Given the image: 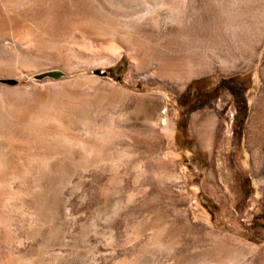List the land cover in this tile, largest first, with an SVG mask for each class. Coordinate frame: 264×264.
Masks as SVG:
<instances>
[{"label": "rangeland", "instance_id": "374dc122", "mask_svg": "<svg viewBox=\"0 0 264 264\" xmlns=\"http://www.w3.org/2000/svg\"><path fill=\"white\" fill-rule=\"evenodd\" d=\"M111 1L41 0L32 48L0 28V49L30 63L0 74V264H264V134L250 128L264 35L251 55L230 25L235 0ZM72 31L92 63L68 54ZM194 46L203 73H155L163 53ZM231 76L245 85L238 118L213 90Z\"/></svg>", "mask_w": 264, "mask_h": 264}, {"label": "bare ground", "instance_id": "6f19581e", "mask_svg": "<svg viewBox=\"0 0 264 264\" xmlns=\"http://www.w3.org/2000/svg\"><path fill=\"white\" fill-rule=\"evenodd\" d=\"M40 1L41 0H0V11H2L4 13V16H5V17H2V16L0 17V28L1 27L9 28L12 31L15 30V32H17V31L19 32L20 30H23V33L25 34V36H22L21 39L26 40L27 45L30 48H32V46H34L37 39H36V37L33 38L32 36H30L29 29L32 26V23H31L32 17L34 18L37 15L39 16L41 13L44 12L43 7L41 6V3H39ZM98 1L101 2L102 6L108 5V7H109V4L107 3L108 0H98ZM111 2L113 3V0ZM157 4L158 3L155 4L156 7L159 5V4L158 5ZM151 5L152 4H150V6ZM231 7H232V9H231V14H230L231 15L230 25L232 28H234L235 30L240 32V34H242V36L245 37V39H244V37L242 38V40L244 39L243 40V46L251 54L254 52L256 46L261 41V38L264 35V2H261V1L256 2V0H235V3H233ZM150 8L148 9L149 11L151 10ZM114 11L111 13H115ZM48 12H49V10L45 11V13H48ZM150 12H152V11H150ZM155 12L153 11L154 14H155ZM149 13L145 12V14H139L138 19L139 20L144 19L147 16V14L149 15ZM153 13H152V15H153ZM162 20H163V17L157 16V17H155V21H154L155 23L154 24L157 26L161 25ZM164 20L166 22L174 23V22H181L182 19L180 18V16L177 17L176 15H174L173 13L170 12V13L164 15ZM109 30H111V29H109ZM251 32H253V35L251 34ZM68 33H69V35L67 36L68 40L66 38L65 39L69 42V44L71 46L70 50L72 52V53H70V51H69L68 54L76 55L80 60H84L87 63H92L93 55L86 53V51L83 49L86 47V44H87L86 40L81 38L75 31L68 32ZM107 33L110 34L111 36H113L112 31H108ZM40 37L44 38L43 35H40ZM59 41L61 42V40H59V38H58L57 42H59ZM157 45L160 48V43ZM195 47L197 48V46H194V48H192V49H186V50L185 49H178L175 52L163 53V55H161V57H159L156 61L155 73L158 76L163 77L164 79L177 80V81H183L184 80L183 78L186 77L185 75H193V74L196 75V73H201V72L203 73V70L206 69V65L199 63V62H195V57L198 54V53L196 54L197 49ZM139 48H140V50H142V49L144 50V53L142 54L141 60L146 59L147 55H148L147 54L148 51H145L146 49L143 47L142 43L140 45L138 43H136L135 45L133 44V46H131V48H130V51H137V49H139ZM251 55H253V54H251ZM17 57L18 56H16V59H15L14 56L8 51L7 48L0 49V74L9 73L10 71H12L13 68H17V67H21V66L24 67V65L26 67L30 66V63H29V65L28 64L26 65V64H24L25 62L24 63L19 62V59L17 60ZM236 61L237 60L233 61V63L231 64V68L234 67V64ZM222 63L224 66L227 65L226 61H224ZM2 90H3V88H2ZM58 96H60V95H58ZM66 97L68 98V96H66ZM261 97L262 98L260 100L259 106L257 107V109L254 113V116H252L253 118H252L251 123H250V128L252 130V134H254V135L260 134V132L262 130H263L262 134H264V93ZM261 113H263V115ZM201 117H202V115H196L194 117L193 125H194L195 129L201 123ZM205 137H208V136H205ZM206 140H208V138ZM199 141H200L201 145H207L208 144V141H204L201 137L199 138Z\"/></svg>", "mask_w": 264, "mask_h": 264}, {"label": "flooded vegetation", "instance_id": "af4514ba", "mask_svg": "<svg viewBox=\"0 0 264 264\" xmlns=\"http://www.w3.org/2000/svg\"><path fill=\"white\" fill-rule=\"evenodd\" d=\"M217 89H223L231 96L232 104L235 109V115L238 118V115L242 114V112L246 108L245 85L243 81H241L239 78H236L234 76L227 77V78H221L218 81V83L215 84L213 87V90H217ZM207 95L208 93H202V92L196 91V93L192 95L193 97L192 104H201L205 102V98ZM190 97L191 95L188 96V98ZM245 181H247L248 184H250L248 177L245 179Z\"/></svg>", "mask_w": 264, "mask_h": 264}, {"label": "water", "instance_id": "95a60500", "mask_svg": "<svg viewBox=\"0 0 264 264\" xmlns=\"http://www.w3.org/2000/svg\"><path fill=\"white\" fill-rule=\"evenodd\" d=\"M94 73L99 74V75H105L106 71H102L99 69H95ZM62 73L59 70H51V71H46V72H42V73H38L34 75V78L36 79H40L43 78L45 76H51V77H58L60 76ZM8 82H13V80H8Z\"/></svg>", "mask_w": 264, "mask_h": 264}, {"label": "trees", "instance_id": "16d2710c", "mask_svg": "<svg viewBox=\"0 0 264 264\" xmlns=\"http://www.w3.org/2000/svg\"><path fill=\"white\" fill-rule=\"evenodd\" d=\"M190 113H191V112L187 110V115H189ZM243 117H244V114H243ZM242 120H243V118H242Z\"/></svg>", "mask_w": 264, "mask_h": 264}, {"label": "built area", "instance_id": "2783aa9c", "mask_svg": "<svg viewBox=\"0 0 264 264\" xmlns=\"http://www.w3.org/2000/svg\"><path fill=\"white\" fill-rule=\"evenodd\" d=\"M167 111V108L166 107H164V109H163V112L165 113Z\"/></svg>", "mask_w": 264, "mask_h": 264}, {"label": "crops", "instance_id": "0c3cea01", "mask_svg": "<svg viewBox=\"0 0 264 264\" xmlns=\"http://www.w3.org/2000/svg\"><path fill=\"white\" fill-rule=\"evenodd\" d=\"M196 80H197V81H198V80H202V78H198V79H196Z\"/></svg>", "mask_w": 264, "mask_h": 264}]
</instances>
